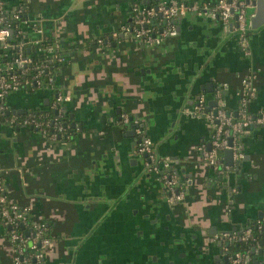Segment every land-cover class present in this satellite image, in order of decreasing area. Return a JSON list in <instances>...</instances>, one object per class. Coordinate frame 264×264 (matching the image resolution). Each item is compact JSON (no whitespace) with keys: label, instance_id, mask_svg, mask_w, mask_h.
<instances>
[{"label":"crops","instance_id":"0c3cea01","mask_svg":"<svg viewBox=\"0 0 264 264\" xmlns=\"http://www.w3.org/2000/svg\"><path fill=\"white\" fill-rule=\"evenodd\" d=\"M6 1L27 2L30 14L43 16L63 56L53 66L54 91L20 89L8 104L41 110L57 92L70 95L60 110L69 113L66 135L0 124V181L10 201L48 226L43 264H189L218 251V240L235 241L252 223L264 224V125L239 138V162L223 149L211 165L202 147H211L212 125L190 108L203 96L204 109H212L220 87L236 114L241 77L254 70L248 111H264V0L246 8L248 52L229 23L197 10L175 18V31L158 43L135 36L126 27L132 4L157 0ZM153 23L157 31L166 25ZM124 114L139 121L158 158H172L182 200L171 202L158 173L144 166L135 151L141 135ZM6 229L0 220V264H16ZM250 248L242 264H253Z\"/></svg>","mask_w":264,"mask_h":264},{"label":"built area","instance_id":"2783aa9c","mask_svg":"<svg viewBox=\"0 0 264 264\" xmlns=\"http://www.w3.org/2000/svg\"><path fill=\"white\" fill-rule=\"evenodd\" d=\"M248 5L249 2L246 0H214L210 4L196 2L188 4L178 0L134 2L131 25L126 27L130 26L132 33L144 41L158 43L164 36L175 31L172 25L175 18L185 15L188 10H197L212 17H220L225 23H229L238 36L240 46L248 52L246 15ZM30 12L27 2L14 4L0 0V99L6 101L5 104L0 103V113L9 107L7 98L10 93L25 89L26 84L32 81L34 86L31 90L38 87L53 90V66L63 59L60 40L55 36H47L43 29L44 17ZM160 19H164L166 25L157 31L153 22ZM40 52L44 54L43 57L36 59V55ZM256 76L257 72L250 70L241 77L240 103L236 114L227 109L220 87L216 90L217 103L212 109H204L203 96H200L198 103L193 106L194 111L203 115L212 125L211 147L209 149L202 147L203 159L208 164H216L218 152L226 148L232 150L234 161L239 162L244 156L239 138L248 134L253 126L264 125L263 110L255 114L248 111L247 103L257 91ZM69 98V94L57 92L48 104L56 111L50 117H47L48 113L42 110L27 109L17 112L13 108L6 123L16 127L29 126L48 138L66 135L68 127L64 126V122L60 119V110L62 103ZM122 119L125 123L132 121L134 130L141 135L135 151L144 156V166L148 170L158 173L162 185L169 192V200L173 203L182 200L185 193L183 189H179L180 178L172 168V158L168 155L162 158L156 156L154 141L142 133L138 120L127 114H124ZM0 220L7 227L6 233L13 245L14 263L43 264L46 249L52 244L48 226L32 219L28 206L10 201L1 181ZM19 225L22 227L20 228ZM262 226L259 221L252 223L242 232V238L248 239L255 227L261 229ZM235 254L232 264H242L245 254L241 251H235Z\"/></svg>","mask_w":264,"mask_h":264},{"label":"water","instance_id":"95a60500","mask_svg":"<svg viewBox=\"0 0 264 264\" xmlns=\"http://www.w3.org/2000/svg\"><path fill=\"white\" fill-rule=\"evenodd\" d=\"M246 1L250 2L249 0H246ZM251 1L253 4H260L262 2V0H251ZM256 15H257V13H256ZM256 15L254 12V14H252L250 16V22H251L252 27H256L259 25L258 22H256ZM199 97L197 98L196 103H198ZM214 103L216 104L217 100H214ZM192 107L193 106L190 107L191 110H193ZM25 110L26 109H24V108H19L16 111L17 112H23ZM70 117H72V114L70 115ZM78 125H80V124H78ZM64 126L68 127L67 122H64ZM70 126L73 128L75 126V122L71 121ZM131 131H132V129H131ZM224 153L227 156V158H230V156L232 155V150L230 148H226V149H224ZM254 232H253L254 234L252 233L251 237L248 238V239L254 238V241H255L254 244L251 246L249 253L250 254L252 253L255 255L253 264H259L260 261H263L262 263H264V248H263L264 224H263L261 229H258L255 227ZM229 236H231V234ZM260 236H262V237H260ZM237 240L238 241L244 240L242 238V232L238 234ZM257 240L259 241V244H261V246H259V247H257V245H258ZM233 241L234 240H232L231 238L228 240H225L224 242H223V240H218V242H217L218 251H215L213 253L211 251H207L205 254L198 255L196 257H192L191 259L188 260V263L189 264H232V260L235 259L236 254H235V251L231 252L228 249V245L230 242H233Z\"/></svg>","mask_w":264,"mask_h":264},{"label":"trees","instance_id":"16d2710c","mask_svg":"<svg viewBox=\"0 0 264 264\" xmlns=\"http://www.w3.org/2000/svg\"><path fill=\"white\" fill-rule=\"evenodd\" d=\"M43 53H38L36 55V59H41L43 57ZM33 71H31L32 73ZM32 81V80H31ZM34 86L33 84V81L30 83V84H26V87L25 89L27 90H31V88ZM8 99V98H7ZM4 103L5 104V99L2 100V98L0 99V103ZM8 103V102H7ZM9 105V104H7ZM11 109H10V108ZM8 108H6L3 112L0 113V121L2 123H6L8 122V119H9V116L10 114L13 112L12 109L13 107H11L9 105ZM42 112H47L48 113V116L47 117H50V116H53L55 114V110L54 109H51L49 105L45 106L44 108L41 109ZM38 117V116H37ZM40 117V116H39ZM60 119L63 121V122H68L69 121V113H67L66 111H64V114L60 116ZM133 120V119H132ZM21 127V126H20ZM26 128L28 129H31L29 126H26ZM51 128V125L49 126V129ZM34 129V128H33ZM32 130V129H31ZM19 227L21 228L22 226L19 225ZM254 232V231H253ZM255 233V232H254ZM253 233V234H254ZM254 239H247V240H240L238 241L237 239L233 242H230L229 245H228V249L231 251V252H234V251H241V252H246L253 244H254Z\"/></svg>","mask_w":264,"mask_h":264}]
</instances>
